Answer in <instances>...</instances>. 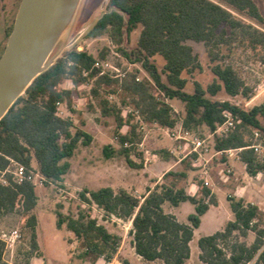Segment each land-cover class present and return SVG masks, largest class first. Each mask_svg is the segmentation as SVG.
Here are the masks:
<instances>
[{"label": "trees", "instance_id": "1", "mask_svg": "<svg viewBox=\"0 0 264 264\" xmlns=\"http://www.w3.org/2000/svg\"><path fill=\"white\" fill-rule=\"evenodd\" d=\"M137 28H140L137 47L128 52L122 46L125 36ZM102 35H108L130 62L141 63L148 76L138 80L136 69L120 84L119 79L100 74L101 70L94 65L98 57H105V50L98 56L76 48L66 51L34 79L0 120V174L11 165V159L28 169L33 168L32 162L36 160L45 183L62 182L79 145L91 143L93 136L84 128L75 127L71 116L58 114V102L69 107L73 104V90L61 87L65 79H71L75 85L93 79L91 92L97 106L103 115H114L119 127L133 118L123 119V107L127 105L133 106L145 122L173 127L177 118L167 99L183 102L182 122L192 131L204 126L212 131L224 121V113L230 112L234 126L224 136L215 137V148H242L239 156L248 173L255 176L264 172V159L247 147L256 140V131L264 137V102L245 107L212 98L222 90L244 99L252 94V87L239 67L228 58L238 46L261 54L264 62V16L255 0H110L108 9L86 33L91 38ZM189 40L204 44L215 75L206 87L195 81L193 92L185 90L189 82L185 74L203 66ZM155 56L164 59L162 68L151 60ZM114 83H119L122 90L119 102L109 101L100 93L103 84ZM116 92L114 89L113 93ZM137 128L138 123H132L127 132H118L120 147L105 145V156L123 154L130 166L142 167V163L131 159V152L142 138ZM160 153L170 159L166 150ZM181 164V168L167 171L161 181L153 179L154 185L148 186L141 196L126 188L102 186L85 188L79 197L86 204H96L109 217L132 220V245L144 260L183 264L191 256L195 229L217 199L201 181L199 192L188 193L182 182L192 169L191 160L186 158ZM6 178V184L0 182V218L10 213L27 216L25 226L31 243L25 264H30L32 257L41 256L37 216L32 212L38 203L36 185L27 180L16 183L10 173H6ZM228 199L234 218L222 230L199 237L201 263L264 264V211L244 198L229 195ZM186 201L194 205L187 222L165 209L166 203L178 206ZM56 216L57 227L66 225L81 241L83 258L109 259L118 252L122 237L85 209H80L77 215L57 210ZM250 233H254V239L249 243L244 238ZM3 250L4 242L0 239V264Z\"/></svg>", "mask_w": 264, "mask_h": 264}, {"label": "rangeland", "instance_id": "2", "mask_svg": "<svg viewBox=\"0 0 264 264\" xmlns=\"http://www.w3.org/2000/svg\"><path fill=\"white\" fill-rule=\"evenodd\" d=\"M19 1V0H18ZM17 1V2H18ZM261 9L264 16V0H255ZM110 0H81L77 9L73 23L65 35L56 44L51 57L61 51V55L66 51L76 48L77 50H87L90 53L98 56L101 50L106 51L104 58L98 57L97 60L103 63L102 70L104 75L119 79V83L123 81L129 72L139 70L138 77L141 79L148 76L147 71L142 67L141 63L130 62L118 50V45L114 44L108 35L91 38L87 37L86 33L94 25L97 19L108 9ZM17 3L13 12L16 10ZM12 18L9 22L11 28L13 23ZM9 31V30H8ZM0 48V54L4 48L7 34ZM1 33V30H0ZM140 34V28L134 30L129 36L126 35L123 47L130 52L137 47V41ZM188 43L193 46L194 51L198 54L202 64L201 70H196L192 74H185L189 82L185 88L188 92L194 91V82L199 81L206 87L212 83L215 75L211 71L210 60L206 48L202 42L189 40ZM261 54L256 53L251 49H243L236 46L234 52L228 60H231L239 70L249 86L252 87L250 98L244 99L242 96H229L223 90L213 99L230 100L234 103H239L241 106L250 107L254 104L264 102V62H262ZM58 59V58H57ZM56 59V60H57ZM159 68L163 67L164 59L161 56L151 58ZM103 84L100 88V93L104 94L109 101L119 102L121 94L120 84ZM93 79L87 84L75 85L71 79H65L61 87L71 88L73 90L72 113L68 116L73 118L75 127H82L89 132L93 139L90 144H80L73 157L70 159L71 168L64 175L62 182L35 184L38 194V203L33 209V213L37 216V242L38 250L41 256H34L30 259V264H102L101 259L93 260L90 257L83 258L84 250L81 241L73 232L68 230L66 225L58 228L56 224L57 210L63 211L65 214L77 215L80 209H85L91 216H95L100 223L104 224L111 232H115L122 237L120 247L121 251L116 253L121 260L127 264H165L162 260L147 261L136 255L132 249V238L130 230L132 224L130 220H117L109 217L102 209L95 204H86L79 197V192L85 188L97 189L102 186H112L116 190L126 188L137 196L142 195L148 186H153V179L158 178L165 172L163 156L161 150H167L171 141L164 130L154 123H147L145 128H142L139 119L127 110L134 108L127 105L123 107V119L127 120L131 117L130 123L126 121L119 127V121L114 115H103L100 107L97 106V100L93 96L91 89ZM116 89L117 92L113 93ZM112 96V97H111ZM173 106L174 114L177 122L182 121L184 114V104L179 99H167ZM65 115V113H63ZM138 123L137 132L141 137L145 136L144 148L135 146L131 152V159L136 163H143V159L147 157L149 162L148 169L142 170L141 167L135 168L130 166L126 157L123 154H115L112 157H106L103 148L107 144H112L115 148L120 147L118 132H127L130 124ZM75 130V128H74ZM199 135H207L209 129L202 127L201 130L193 131ZM200 132V133H199ZM144 149H147L146 153ZM173 162V161H172ZM213 163V162H212ZM218 163V160H216ZM168 163L165 162V166ZM32 166L34 170H38L36 160H33ZM191 174V173H190ZM193 174V173H192ZM212 180H217L215 169H212ZM231 183H236L238 180L231 177ZM233 180V181H232ZM263 181V180H262ZM226 193L221 196V205L215 210L218 211L219 217L225 220L231 213L229 202L226 197L228 194L234 195L232 189L225 188ZM237 197V195H234ZM189 206L191 204L187 203ZM184 206V205H183ZM264 206V204H263ZM165 208L168 210L171 206L166 203ZM185 207L180 206L174 208L178 212L181 221H188V212ZM194 212V211H193ZM27 216L23 214L10 213L0 218V235L3 231L17 228L22 234V238L14 250H3L1 264H25L27 257L26 251L30 249V233L25 226ZM210 220L206 217L203 225L195 231V236L192 240V254L189 260L184 264H201L199 259L198 239L201 235L214 231L208 226ZM211 229H210V228ZM247 242H252L254 233H250Z\"/></svg>", "mask_w": 264, "mask_h": 264}, {"label": "water", "instance_id": "3", "mask_svg": "<svg viewBox=\"0 0 264 264\" xmlns=\"http://www.w3.org/2000/svg\"><path fill=\"white\" fill-rule=\"evenodd\" d=\"M81 0H21L0 57V120L34 79L61 55L51 57L68 32Z\"/></svg>", "mask_w": 264, "mask_h": 264}, {"label": "built area", "instance_id": "4", "mask_svg": "<svg viewBox=\"0 0 264 264\" xmlns=\"http://www.w3.org/2000/svg\"><path fill=\"white\" fill-rule=\"evenodd\" d=\"M95 67L99 68L100 73H104L102 70L103 63H100L99 60L95 62ZM86 74V72H85ZM139 80L140 78L137 77ZM112 97V96H111ZM239 105V103H236ZM58 114L61 116L65 113L62 109L63 102H58ZM128 112L133 113L139 119L141 123V127L145 128L148 122H145L138 111L134 108H129ZM224 121L217 125L214 130H209L207 135H199L192 130H188L184 127L183 122H176L173 127L162 126L158 123H154L158 125L162 130L165 131L167 136L171 139L172 144L167 148L170 154L176 156L179 160H183L189 158L191 160V164L195 169V174L198 176V179L203 182L204 185L209 186L211 181V172L210 167L213 160L217 157H220L223 154L232 155L236 152H239L242 148H230L224 150H218L214 146V140L216 136H224L227 134L231 128L234 126V119L230 112L224 113ZM256 140L253 144L247 146L254 150L255 153L259 156V158L264 159V137L261 138L259 132H255ZM145 136L141 138V141L138 143V146L144 148ZM126 146L128 143L125 144ZM148 152V150L146 149ZM146 162H149L147 160ZM230 169H227L226 172L230 173ZM6 173H10L13 175L14 181L16 183H22L24 181H31L34 184H43L46 181L45 176L40 172V170H34L33 168L28 169L25 165L20 162L14 161L11 159V165L1 172L0 174V182L6 184L7 178ZM96 205V204H95ZM97 206V205H96ZM98 207V206H97ZM101 209V208H100ZM103 210V209H102ZM111 217L122 220L121 218L116 217L115 215H111ZM132 224V220H130ZM22 238V234L19 229L14 228L12 230L3 231L0 235V239L4 242L5 250L8 249L14 250L18 245L19 241ZM103 263L102 264H126L125 261L121 260L118 256H114L109 259H105L103 256L100 258Z\"/></svg>", "mask_w": 264, "mask_h": 264}, {"label": "crops", "instance_id": "5", "mask_svg": "<svg viewBox=\"0 0 264 264\" xmlns=\"http://www.w3.org/2000/svg\"><path fill=\"white\" fill-rule=\"evenodd\" d=\"M62 109L65 112V116H68L73 111V109H71V107H69L66 103H63ZM153 123H155V122H153ZM170 141H171V139H170ZM171 144H172V141H171ZM171 144H170V146H171ZM144 151L147 153L146 149H144ZM166 151L169 153L168 150H166ZM169 155H170V159H165L163 157V160H164L163 163H164V167L166 170L162 175H158V178H155L158 181L162 180V176L167 171H169L171 169L181 168V166H182L181 163L184 159L179 160L176 156H173L170 153H169ZM147 159L148 158L145 157V160L144 159L142 160L144 164L141 168L144 171L147 170L149 167L147 165L148 163L146 162ZM216 160H218V163H216ZM165 162L168 163L167 166H165ZM213 168L215 169L218 177H217V180L216 179L212 180V175H211V181H210L209 187L211 188L212 193L215 195V198L217 199V204L210 205V208L208 209V211L202 216V221H201V224L198 228H200L203 225L204 219L206 217H208L210 220L208 226L210 225V227H212V228L214 226H217V227H215L214 231H210L207 233V234H212L218 230H222L225 227L227 221L234 218V214H233L232 210H231V213H229V217L225 220L220 219L218 211L215 210V208H218L221 205V199L223 198L221 195L223 193H226L225 188L232 189L234 195H237V197L244 198L248 202L257 204L264 211V206H263V204H264V172L263 173L260 172L255 176L250 175L246 169V164L240 159L239 152H236L232 155L223 154L220 157L215 158L213 160V163L211 164V167H210L211 173H212ZM227 169L231 170L230 173L226 172ZM232 176L235 177V179L238 180V182H236V183L229 182V181H231L230 179ZM199 182H200V180L198 179V176H196L195 169L192 166V169L189 170V172H188V178L185 181H183L182 183L185 185L188 193L195 194L196 192H199V188H200ZM229 195H231V194H228V196ZM226 199H227V202H229V206H230V201H229L228 197H226ZM187 203H189L191 205L189 206ZM180 206L185 207L184 209H186V211L188 212V215L194 211V205L188 201L182 202L178 206H171V208H169L168 210L166 208L165 209L168 212L175 214L178 217V219H180L178 212L175 211V209H174V208H179ZM198 228H196L195 231ZM207 234H203V235H207ZM194 236H195V232H194ZM131 238H133L132 235H131ZM191 243H192V241H191ZM121 248H122V246L120 247L119 251H121ZM132 249L135 252L133 245H132ZM191 254H192V246H191ZM136 255H138V254L136 253ZM139 257H141V256H139ZM189 259H187V260H189Z\"/></svg>", "mask_w": 264, "mask_h": 264}, {"label": "flooded vegetation", "instance_id": "6", "mask_svg": "<svg viewBox=\"0 0 264 264\" xmlns=\"http://www.w3.org/2000/svg\"><path fill=\"white\" fill-rule=\"evenodd\" d=\"M0 0V30H1V33H0V48H1V45L3 43V40L5 38V35L8 31V34H7V39H6V42H5V45H4V48L0 54V57L2 55V53L4 52L5 50V47H6V44H7V40H8V37L13 29V26H14V23H15V18H16V13L18 11V8H19V5H20V2L21 0ZM17 3L16 5V10L15 12H13L14 8L13 7L15 4ZM12 12H13V23H12V26L10 28V20L12 18Z\"/></svg>", "mask_w": 264, "mask_h": 264}]
</instances>
